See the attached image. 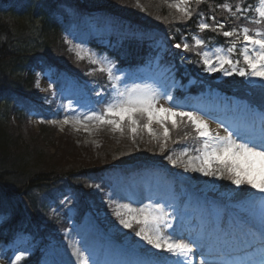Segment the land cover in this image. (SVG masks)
I'll use <instances>...</instances> for the list:
<instances>
[{"label": "trees", "instance_id": "16d2710c", "mask_svg": "<svg viewBox=\"0 0 264 264\" xmlns=\"http://www.w3.org/2000/svg\"><path fill=\"white\" fill-rule=\"evenodd\" d=\"M174 2L0 0V260L6 264H42L50 241L82 223L88 212L101 214L99 222L112 226L118 218L106 198L105 177L110 169L167 160L185 147L190 155H196L195 149L200 147L191 126L181 125L171 131L172 139L164 152L147 131L138 130L133 143L125 128L123 134L117 132L121 142L116 149H102L72 160L70 152L64 158L59 151L52 154L57 135L47 120L58 112L57 97L65 90L67 80L74 79L82 92L91 86L102 91L105 101L99 105L104 108L114 97L115 79L109 80L99 67L112 66L115 75L116 71L133 72L153 65L160 70L159 80L173 89L171 95L180 108L187 97L219 93L245 101L249 114L264 115V84H250L248 78L235 74L209 73L202 56L197 55L229 47L232 38L224 37L223 30L243 26L253 32L264 30V26L250 23L258 0L193 2L190 19H181L180 13L167 6ZM224 4L233 12L237 5L253 10L238 13L240 18H236L222 7ZM210 17L224 23L225 29L201 32L198 23L203 20L212 24ZM85 24L90 29L109 25V30L98 36L92 34L84 44L89 53L79 59L69 36ZM195 38L205 41L203 47L195 46ZM182 42L191 50L175 47ZM237 58L238 54L233 57ZM92 60L99 63L92 64ZM42 75H48L52 84L44 94L36 86ZM34 113L44 120L38 132L27 127ZM103 130L113 131L108 125ZM185 133L189 134L187 139ZM205 178L216 183L217 194L225 193L227 204L242 213L240 206L254 189L247 185L237 188L227 176ZM227 219L215 229L225 232ZM118 236L122 239L126 234L119 232ZM23 248L30 252L16 262Z\"/></svg>", "mask_w": 264, "mask_h": 264}, {"label": "rangeland", "instance_id": "374dc122", "mask_svg": "<svg viewBox=\"0 0 264 264\" xmlns=\"http://www.w3.org/2000/svg\"><path fill=\"white\" fill-rule=\"evenodd\" d=\"M94 29H90L89 25L85 24L83 28L69 36L73 49L76 53L80 52L83 57L88 52L87 47L84 46L88 38L92 34L100 35L107 32L106 26ZM115 76L120 77L119 80H115L116 88L120 90L140 85L151 87L161 96L164 93L170 95L172 93V89L165 82H161L149 68L132 74L116 71ZM247 80L250 84H264V81L256 78H248ZM66 83L65 92L57 97L58 112L54 115V118L47 120V122H50L51 127L55 129L53 133L57 135L55 136L56 149L52 150V154H57L59 151L60 157L64 158V155H68V152H70L71 156L69 157L72 160L75 157H83V154L97 153L102 149L104 151L110 148L116 149L121 142L118 131L109 130V132H104L105 125L98 127L89 125L86 130L83 126L74 123L75 119H82L92 111H102L101 108H98L102 92L92 93L90 90L82 92L83 89L79 88L74 79H69ZM51 85L49 84V76L42 75L38 87L39 92L44 94ZM116 88H114V97L116 96ZM94 99L96 105L95 102L93 103ZM103 101L105 100L102 99ZM168 103L162 98L158 106L163 105L166 107ZM171 103L177 105L174 100ZM184 109L194 110L198 115L203 116L208 121L211 131L220 133L219 129L223 130V134L220 133L222 136L227 134L225 128L238 132L246 126H254L259 130L261 124L262 116L255 113L250 117L244 105L239 101L235 99L228 100L219 93H209L198 100L188 97ZM65 118L69 119L68 124L62 123ZM40 121L44 120L34 113L31 117V123L27 127H33L38 132L41 130ZM52 121H56V123H52ZM152 127L159 129L156 124H153ZM171 156L174 159L176 158L175 155ZM167 160H160L142 169H132L130 172H126L121 168L110 170L107 177H105L106 180H104L108 182L106 198L113 210L117 208L118 204H129L133 208L143 207L149 203L163 205L165 211L171 214L169 219L172 225L171 228L164 230L165 234L172 233L175 239H182L185 242L196 240L198 237L202 238L200 241L204 245L202 249L193 245L191 264H201L202 261L208 259L235 260L242 262V264H257L261 254L264 253V249L260 248L258 234L252 226H258L256 222H259V200L264 195L261 193L253 195L252 198H255L256 203L249 205V208L247 206L245 209L247 213L257 209L252 217L255 219H249L248 221L239 218L238 222L233 220V227L229 229L228 233V238L232 240H238L239 242L245 240L248 242V237L245 238L244 233L252 231L257 235V239L250 241L248 244L240 245L237 243L234 250L231 248L224 249L225 247L216 246L215 243L212 244V248L208 246V242L212 239L214 233L211 230L208 234L209 225L216 224L221 220L223 213L227 214L231 211L225 202V193L217 194L216 183L208 181L201 173L185 171L182 164L173 167ZM186 160L187 157L184 158L185 162ZM232 214H235L234 211ZM100 216L101 214L88 212L82 223L68 229L62 238H53L48 247L47 258L44 259L42 264H81L82 257L85 255H95L96 260L104 257L108 264H135L137 260L145 257L146 251L154 255L167 254L163 250L152 249L150 245L135 236L133 229H125L119 223V219L112 226H109L108 223L100 225L98 218ZM84 229L85 235L83 237L90 235L91 230L93 231L92 235L96 237L103 236L108 239L106 241L105 256L101 252H96L95 249H89V247L79 244L81 243L80 234L82 233L78 234L77 231H83ZM134 229H138L135 224ZM128 230L133 231L131 236L128 234L123 240L116 237L119 232L122 233V231ZM73 248L75 250H72ZM238 249L242 251V254L239 251L238 253L235 252ZM28 252L29 249L23 248L21 253ZM70 254H73V256H69ZM168 254L166 258L160 261L161 264H173V261L177 259L173 255L170 256V253ZM0 264L6 263L0 260Z\"/></svg>", "mask_w": 264, "mask_h": 264}, {"label": "snow or ice", "instance_id": "6c2138e0", "mask_svg": "<svg viewBox=\"0 0 264 264\" xmlns=\"http://www.w3.org/2000/svg\"><path fill=\"white\" fill-rule=\"evenodd\" d=\"M193 2L199 5L203 0H175L167 6L180 13L181 19H190ZM222 7L236 18H240L237 16L238 13L243 14L245 11L253 10L250 8L242 10L237 5L233 12L228 4ZM254 12L256 15L250 23L264 26V0H258ZM210 19L212 24L203 20L198 23L201 32L205 30L216 32L225 29L224 23L217 22L215 17H210ZM222 35L232 38L229 47L197 53L202 56L205 70L209 73L222 72L225 76L235 74L264 81V30L257 29L253 32L248 26H243L239 29L223 30ZM204 44L203 39L195 38L197 48L203 47ZM175 47H183L185 51L191 50V46L186 42L177 43ZM237 54L239 58L233 59ZM76 55L79 59H84L80 52ZM91 63L98 64L99 62L92 60ZM98 71L106 73L109 80L120 79L114 75L112 66L107 68L101 66ZM36 86L39 87V82ZM113 88H116L115 84ZM162 98L169 102L168 106H158ZM172 100V95L164 93L161 96L149 86L135 85L126 87L124 90L116 88L115 98L107 103L101 112L92 111L82 119H75L74 123L83 126L86 130L89 125L96 127L108 125L113 131L121 134L127 128V131L131 133L133 143L136 142L138 130L147 131L148 135L159 143L161 152L166 150L167 144L172 139L170 135L172 130L180 128L181 125H190L196 134L194 138L200 142V147L195 149L196 155H190L187 147L181 149L175 159L169 155L167 159L173 167L182 164L185 171L199 172L204 176H216L221 179L227 176L237 188L247 185L256 192L264 194V116L261 117L259 130L254 126H246L238 132L225 128L227 134L222 136L219 132L210 130L209 123L203 116L198 115L194 110H182L179 106L172 104ZM40 122L44 123V121ZM69 122L68 118L62 121L64 124ZM153 124L158 125L159 130L154 129ZM188 136L189 134L185 133L184 138L187 139ZM173 142L179 143V140ZM185 157H187L186 162ZM247 203L250 206L254 205L255 198L250 197ZM259 206V223L258 226L253 225L252 227L258 234L260 248L264 249V197L260 198ZM114 214L125 229H133L135 236L150 245L152 249L163 250L177 257L173 264H191L193 245L201 249L204 247L200 242L201 237L185 242L182 239H175L172 233L165 234L164 230L172 227L169 219L171 214L166 212L161 204L149 203L139 208H133L129 204H118ZM134 224L139 226L138 229H134ZM244 235L246 236L247 233ZM240 243L244 244L246 241L240 240ZM21 259L20 255L15 257L16 262ZM81 264H108V262H101L85 255L82 257ZM135 264H161V262L153 253L146 251L145 257L137 260ZM201 264H242V262L208 259L202 261ZM257 264H264V253L261 254Z\"/></svg>", "mask_w": 264, "mask_h": 264}, {"label": "bare ground", "instance_id": "6f19581e", "mask_svg": "<svg viewBox=\"0 0 264 264\" xmlns=\"http://www.w3.org/2000/svg\"><path fill=\"white\" fill-rule=\"evenodd\" d=\"M153 73H155V72H153ZM219 131H220V133L223 134V130L219 129ZM92 232L93 231L90 230L91 234L88 235V236H84L83 237V235H85L84 234L85 233V229L83 231H81V230L77 231L78 234L82 233V234H80L81 243H79V244H81L82 246H85V247H89V249H95V250H97L96 252H101L102 255L105 256V253H106V249L105 248L107 247V242L106 241L108 239L103 237V236H99V237L97 236L96 237V236L92 235ZM74 248L72 250H75ZM69 256L72 257L73 254H70ZM90 257L94 258L95 255H90ZM98 261L105 262L106 259L104 257H101V258L98 259Z\"/></svg>", "mask_w": 264, "mask_h": 264}]
</instances>
